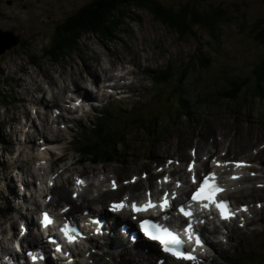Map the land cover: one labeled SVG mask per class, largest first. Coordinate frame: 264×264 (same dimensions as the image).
<instances>
[{
    "label": "rangeland",
    "instance_id": "obj_1",
    "mask_svg": "<svg viewBox=\"0 0 264 264\" xmlns=\"http://www.w3.org/2000/svg\"><path fill=\"white\" fill-rule=\"evenodd\" d=\"M94 1L95 0H0V27L3 29L10 28L16 33H20L22 38H28V42H30L27 43L29 45L26 47L19 44L0 56L1 95L4 94L2 91L9 88V85L15 90V92H11V97L6 95L0 98V129H2L5 134H12L13 137L16 135L15 128L17 126L13 124L11 120L21 116V121H25L23 108L21 107L22 103H16V97L18 99L26 96L29 99H33V97L39 94L35 90L37 84L46 87L51 84V82L54 84L55 80L58 85L52 86L56 89L61 88V78L64 72L69 73L73 71L74 67L76 69L79 68L80 73L85 72L82 58H86L87 64L96 65L99 56L100 59L105 60L109 51L113 50L114 56L112 58H119L109 60L111 63L115 61L117 63L121 62L124 60L123 57H126L127 60L130 58L135 63H139L142 60L139 64L140 69H138V73L135 75L130 74L129 78L122 80V83L130 85L133 84L132 80H138L137 83L134 82L135 87L133 91H129L130 93L124 96V104L128 106L131 102L136 101L138 96L147 95L150 92L149 86L152 88L151 80L148 74L145 73L149 63H151L149 65L151 68L155 69V67H159V69H162L167 66L166 63L169 64L168 60L174 55L173 63L178 65L173 67L179 69L190 59L191 55H201L205 54L207 51V55H216L218 53L214 60H210L212 64L208 65L207 63L206 67L200 68L198 72L194 69L192 76H190L189 73L185 76V78L192 80L195 74L198 73L199 80L205 83L198 82L199 87H209L210 91H212V93L209 94V98L216 97L212 104L204 108H196V106H194L195 108L190 109V114L197 118V128H191L187 133L183 134H180L179 129L172 130L176 135L168 134V132H161V136L157 142V138L155 137L148 138L140 132L128 128L127 130L130 132L129 139L131 140L128 145L164 144L165 142L174 140L181 148L186 145L189 140H191L193 145L197 140H200V144H202V135L208 137L210 142L213 140V134L218 137H222L224 134H232L240 138L238 141L241 142V145L237 144V147L239 148L238 151L241 152L246 148V143L254 142L258 145L264 141V100H259L258 97L252 96L251 92L246 93V91L243 90L240 99L246 98V102L243 108L239 107V110L236 111L242 101L239 99L238 102L230 103L221 93L229 88V83L233 79L244 81L247 80L246 77L250 75H255L256 80L260 79L256 78L254 69L256 67L255 65L260 61L259 58L264 56V54H262L264 53V44H253L250 36L255 33L248 30L257 16H264V5H262V3H254L248 5L249 7L243 6V8L238 9L239 11H235L228 5L229 0H165L174 5V8H178L182 6V4L189 2L201 11H206L213 7H222L227 10V15L231 19L227 23L222 24L217 31L218 35L221 36L220 39L227 36V40H225L224 43H219L218 52L215 45H213L214 41H212V45L207 47L206 41L213 37L209 33L208 28L201 25L195 26V35L189 34L184 37V39H181L178 37L176 31L166 26L162 21L156 19L148 10L134 9L132 10L133 17L124 24L125 28L116 32L110 40L101 37L102 34H86L82 40V46H80L77 51H74V54L66 58L64 57L63 61L59 64L52 63L49 58L42 59L41 56L45 54L48 42L51 35L54 34L57 25L59 23H65L66 20L70 22L72 18L80 13V8H82L83 5L91 4ZM241 16H246L247 21L245 24L239 23V17ZM61 31H63V29ZM30 49L34 51L33 56L28 54ZM152 53L157 56V60L152 58ZM97 54H99V56H97ZM37 57L39 64L33 65L31 59L36 60ZM57 57L58 56H55L54 58ZM201 62L200 59L197 60V65L201 64ZM96 66L101 76L103 72H101L100 66ZM118 66L119 69L125 67L127 70H137L134 64L126 60L118 63ZM166 68L167 67L164 69ZM45 75L47 77L52 75L55 80L52 78L51 81L49 78L45 79ZM3 76L8 79L7 82L3 81ZM33 77L35 80H32ZM17 78H24L26 81L20 82L22 79ZM41 79H43V81ZM140 79L143 82H140ZM66 82L69 83L70 80H66ZM251 82H253V80H251ZM181 84L183 87L184 83ZM174 86V83H170L166 88H159V91H163V94H166L170 92ZM191 87L193 89V87L196 86L189 84L187 88H185L189 89L186 94L190 93ZM206 92L208 93L209 90L207 89ZM219 92L221 94H217ZM178 96L179 95H176L175 98L178 99ZM154 102L156 104H154L153 107H169L171 103L167 100L165 102ZM27 104L30 103L27 102ZM30 107L34 112V108L31 105ZM25 112H27V109ZM158 112L160 111H156V113ZM209 112L213 115L209 114ZM236 112H242L240 116L241 119L237 117ZM64 114L68 115L66 112ZM36 121L41 127L43 120L37 118ZM82 127L86 128L83 124H80L79 128ZM16 130L21 131L23 128L18 127ZM85 130L87 131V129ZM35 132L34 128H31L30 133L34 134ZM48 136L52 137V134L48 133ZM36 153L35 151L34 155H36ZM135 153H137L136 156H140L141 151L136 149ZM72 154L78 156L76 152ZM8 156L9 154L4 153L3 159L7 160ZM50 158V155L47 153L42 158L43 160H36V162L32 164V168L38 165H43L48 168L51 166L53 167ZM130 166H133V164L127 165V167ZM138 166H142V163H138ZM107 167L112 166L108 165ZM143 171H146L150 176V172L145 169L139 171L137 175L140 177ZM155 171L156 170H154V172ZM37 172L39 171L36 170V173ZM0 173L8 178H16V174L19 176L23 175L26 178L30 177L27 173H24L23 170L20 172L18 170H11L7 173L4 168H0ZM124 173L126 172L121 171V174ZM56 175L57 173L54 171L49 174V177L56 178ZM134 179L135 178L132 180ZM149 179L150 178L147 180L141 179L143 187H146ZM151 182L156 184L157 180H151ZM133 188L134 185L123 186L117 191L118 197L130 195L131 193L129 191ZM236 237L237 235L234 236V241ZM210 264H214V262Z\"/></svg>",
    "mask_w": 264,
    "mask_h": 264
},
{
    "label": "bare ground",
    "instance_id": "obj_2",
    "mask_svg": "<svg viewBox=\"0 0 264 264\" xmlns=\"http://www.w3.org/2000/svg\"><path fill=\"white\" fill-rule=\"evenodd\" d=\"M131 60V59H130ZM124 61V60H122ZM121 61V62H122ZM133 61V60H131ZM115 63V64H114ZM110 62L107 66L106 69H104L103 65H101L100 62H98V65L100 64L101 66V70L104 74L105 79L110 78L114 81V86L119 88L118 85V80L125 78L127 76L128 73H131L132 71L129 72H125L124 68L119 69L118 67V63L115 62ZM114 65V66H113ZM89 71L91 72V75H82L80 73V71H73L72 73L69 74V76H63L62 77V83L63 86L59 89V91H55L54 88H46L44 85H39L37 84L36 86V90L38 92H41L43 95L49 93L52 97H53V103L55 104V106H58L57 104H61V100L59 99V93L64 92V91H72L74 93H76L80 98L83 97L85 102L90 101V99L92 98V93L90 90H95L96 92H100L102 95L104 94L105 85H102V79L100 80V78L96 77V74H98V71L96 70L95 67L89 68ZM119 71V72H118ZM125 72V73H124ZM107 74V75H106ZM52 78V76H51ZM32 80H35V78L33 77ZM66 80H70L69 83L66 82ZM22 81V80H21ZM20 81V82H21ZM98 81V82H96ZM19 82V83H20ZM36 83V82H35ZM56 80L54 82V84H56ZM79 83V84H78ZM72 85V86H71ZM125 87V86H123ZM28 91V90H27ZM23 98H18L19 101H21ZM82 101V100H81ZM32 102L34 104H42L44 102H46V99L44 98V96H37L35 99L32 100ZM66 102V101H64ZM71 113H76V110L73 108H70ZM25 115L27 117V120H32L33 118V114L31 113V111L29 109H27V112H25ZM89 116L87 113H85L82 116V119H84V117ZM187 118H190V115H187ZM45 122L50 123L53 128L56 130L55 131V141L64 139L67 135L68 132L67 130L63 131V130H59L58 125L55 124V121L52 120L50 118V116H46L45 118ZM50 129V127H49ZM17 132L21 133L22 135H26L27 139L30 141V145H29V149L31 147V145L34 144V140H32V137L28 134V132H25V130H16ZM44 133H42L43 135ZM236 142L235 136L231 135H224L223 139L221 141H217L216 139L214 140L213 144L216 146V149L209 154L210 150L208 151V153L206 155L209 154L208 158H212L214 156V154L218 155V158L215 161H224L227 156H231V152L230 151H237L236 148L234 147V144ZM207 148V147H205ZM205 148H202L199 150L198 155L199 157H201V165L205 166L206 165V155L202 154V152L204 150H206ZM167 150H165L164 155H172V148L167 146L166 147ZM221 151H223L225 153L221 154ZM22 155V151H19L18 154H16L15 156H11L12 161L7 162V169H10L11 167H14L15 165H17V167L21 168L24 165V160L21 159ZM243 155H245L246 157H250L251 159L253 158H258V159H262L264 161V149L261 150L260 152L257 153H253V149L252 148H247ZM32 155L29 154L27 155L26 159H31ZM39 156H36V158H38ZM66 157V156H65ZM127 159H131L127 158ZM260 160L259 164H262L263 161ZM190 165V161L188 163V166ZM134 166V165H133ZM125 167L124 169L127 171H130L133 167ZM147 168L151 167V163H147L146 164ZM207 167H208V163H207ZM141 166H138V169H140ZM42 169V167H41ZM74 169L77 170V172L81 175V177H86L85 178V183L84 184V188H81V185L78 184L77 182H75V180H77V178H75L74 176H72V174L68 175V173L72 172ZM224 169V172L228 174V177L231 178V175H234V172H228L232 170V166L231 163L229 162H225L224 165L219 166L218 170L221 172ZM27 170V169H25ZM56 170L58 175H57V179L55 181V183L53 184V186L51 188H48V194H54L55 196H53V200L51 201L50 205L52 207L57 208L59 206V204L61 202H65L67 204H72L73 208H74V212L73 215L74 217H76L77 219H80L79 217L81 215H79L77 212L78 210L81 209H88L90 208V204L91 203H95V202H102V204L107 203L108 201L111 200V202H109L110 204L114 203L116 200L115 198L118 197L117 195V190H114L112 185L115 184V182H113L111 179L114 178L112 177L114 172H116L117 176L122 179L126 178L124 176L121 175V172H119L118 170H116L115 167H104V168H99V167H94V168H75L72 166H57L56 169H49L48 171H54ZM137 170V168H136ZM89 171H93V172H89ZM169 172V178L172 177H176L178 178V180L182 183H188L187 181V176L190 175L192 176V173L189 174V172L187 171V165L186 164H177L175 165V168L169 170L168 168H163L161 172L165 173V172ZM9 173V172H8ZM221 175H224V173H221ZM239 175V174H237ZM157 177V175H152L150 177L151 180L155 179ZM239 177V176H238ZM175 178V179H176ZM48 179V173L45 174V176L42 179V182L45 183ZM256 177H251V176H241L240 179L236 182H234L233 186H239L242 185L241 188H239L238 190V195H240L239 199L240 201H250L252 202L253 200L252 198V192L253 191H258L259 195H264V186L261 185H256V184H250V182H252V180H256ZM121 182V181H119ZM148 184H151V181H148ZM7 185L11 186L9 180L7 182ZM168 188H170V184L167 185ZM81 192L80 193V198H81V202L77 203L75 198L73 199L70 195L71 192ZM131 191V195L130 197H132V190ZM25 193H27V191H25ZM237 195V194H234ZM17 196V200H18V206L16 208V210H20L21 207H26L27 206V202L29 200L28 196L25 197H20V194L17 192V194L14 192L13 197ZM245 198H244V197ZM128 199H118V202H122V201H127ZM236 200V198H235ZM34 203H36L34 201ZM264 209V207H263ZM97 213H106L103 209L101 210H97L95 209ZM250 210H253L251 212V215L255 218H264L263 215L257 211V209L254 206L250 207ZM120 211H116V214L111 215V218H118L122 215L125 216L126 212H121ZM10 217V216H9ZM81 221V220H80ZM252 223V222H251ZM0 249L6 246H12L11 248H7V249H3L2 252H4L6 254L7 258L10 259H16V257H18L19 259L23 258V260L21 261L22 263H24L25 261H28V258L26 256H17L18 254H16V248H15V244L14 241L20 236L21 231L17 230V231H13L12 234H9V224L14 228L16 226V221L14 217H10V218H6L4 216H0ZM227 226V225H226ZM253 227L254 224H252ZM115 228V226L113 227ZM231 232V231H230ZM235 232H237V229L235 230ZM119 232H116V235ZM212 233H214V231H212ZM121 235L123 237V239L125 240L124 242L120 239H118L117 242L115 239L112 238L109 230L108 232H106L105 234L101 235L100 238V245L103 247V245L107 251L113 253V255L118 258L119 260H121V262H123L122 264H139V261L143 260V255L140 252L142 250V248H136L135 249L132 247L130 248L126 237L124 236V234L121 232ZM217 235V232H216ZM29 235L26 233L24 238L27 240H32L33 238L28 237ZM119 237V236H117ZM233 234L231 232V235H229V239H233ZM118 243V245H116ZM16 244H18V241H16ZM210 244H212L214 247H217V245L222 246L223 243L222 241H219L218 243H214V238H212V242H210ZM13 248V249H12ZM15 250V251H14ZM75 251L77 250V247L74 249ZM83 252H87L84 248L79 249L78 250V254L77 256H80L83 254ZM149 256H152L153 253H148ZM84 256V255H83ZM46 259V258H45ZM20 261V260H19ZM29 262V261H28ZM27 262V263H28ZM68 263L69 262H65ZM26 264V263H25ZM49 264H55V263H50ZM74 264H81V261L75 260Z\"/></svg>",
    "mask_w": 264,
    "mask_h": 264
},
{
    "label": "trees",
    "instance_id": "obj_3",
    "mask_svg": "<svg viewBox=\"0 0 264 264\" xmlns=\"http://www.w3.org/2000/svg\"><path fill=\"white\" fill-rule=\"evenodd\" d=\"M254 3L263 5L264 0H229L228 5L235 11H239V8ZM173 6L165 0H95L91 4L83 5L80 13L64 24L63 31L56 29L51 46L54 51L62 52L74 43L77 37L90 31L110 34L115 28L123 25L130 16H133L132 10L134 9L148 10L156 19L176 31L180 37L187 36L189 32H195L194 25L206 27L210 33L216 35L218 28L231 19L227 15L228 11L222 7L201 11L191 3H185L178 8ZM246 21V16L239 17L240 24H245ZM260 27L264 28V16H257L251 24L253 30H259ZM258 37L264 41V29L259 32ZM182 71L184 72V69ZM169 75L165 74V76ZM242 86L230 89V92L237 97ZM257 93L263 99L264 91Z\"/></svg>",
    "mask_w": 264,
    "mask_h": 264
},
{
    "label": "snow or ice",
    "instance_id": "obj_4",
    "mask_svg": "<svg viewBox=\"0 0 264 264\" xmlns=\"http://www.w3.org/2000/svg\"><path fill=\"white\" fill-rule=\"evenodd\" d=\"M239 166V165H238ZM191 171V168L189 169ZM214 177L213 173H208L207 175L203 176L202 179L199 180V188L196 189L195 192L192 193L191 199L193 201H203L206 200L208 203H204L202 206L207 208L209 207L210 203H214L216 208L220 212V216L222 219H229L233 215L230 210L228 209L227 203L224 201H217L214 199L215 195L222 191V189L218 188L216 184H210V178ZM235 178V177H234ZM198 178L193 177V183H197ZM78 183H82L81 181H77ZM167 206V201L165 200L163 204H161V208ZM124 207L123 203L114 204L112 206V210L117 211ZM132 211L135 213L144 212L148 209L152 208L153 205L151 202H148L146 205L137 206L136 204H132ZM181 212L185 216H190L191 213L185 212L183 208L180 209ZM135 218V217H134ZM51 223L50 218L47 214H43V219L41 221V225L47 227ZM189 229H192V225H188ZM139 230L143 233V236L150 241H158L161 245V250L167 254L172 256L175 260H185L190 261L195 259L193 255L190 253L179 251V246L182 243L175 235H173L167 228H160L158 225L152 224L149 220H143L139 224ZM61 233L64 235L65 239H67L70 243L74 242L72 236L69 233V226L66 224L64 228L60 229ZM71 231H75V229H71ZM23 232V229H22ZM160 233H163V237H167L166 239L163 238ZM195 243L197 246L202 247V240L199 235L196 236ZM57 251H60V248L57 247ZM27 255L31 257L33 264L35 261L39 259H44L43 256L37 257L32 252H28Z\"/></svg>",
    "mask_w": 264,
    "mask_h": 264
},
{
    "label": "water",
    "instance_id": "obj_5",
    "mask_svg": "<svg viewBox=\"0 0 264 264\" xmlns=\"http://www.w3.org/2000/svg\"><path fill=\"white\" fill-rule=\"evenodd\" d=\"M17 39L11 33L0 29V55L4 54L9 48L16 45Z\"/></svg>",
    "mask_w": 264,
    "mask_h": 264
},
{
    "label": "flooded vegetation",
    "instance_id": "obj_6",
    "mask_svg": "<svg viewBox=\"0 0 264 264\" xmlns=\"http://www.w3.org/2000/svg\"><path fill=\"white\" fill-rule=\"evenodd\" d=\"M264 5V4H263Z\"/></svg>",
    "mask_w": 264,
    "mask_h": 264
}]
</instances>
